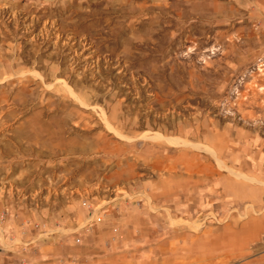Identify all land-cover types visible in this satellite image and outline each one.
<instances>
[{
    "label": "rangeland",
    "instance_id": "obj_1",
    "mask_svg": "<svg viewBox=\"0 0 264 264\" xmlns=\"http://www.w3.org/2000/svg\"><path fill=\"white\" fill-rule=\"evenodd\" d=\"M39 254L264 264V0H0V264Z\"/></svg>",
    "mask_w": 264,
    "mask_h": 264
},
{
    "label": "crops",
    "instance_id": "obj_2",
    "mask_svg": "<svg viewBox=\"0 0 264 264\" xmlns=\"http://www.w3.org/2000/svg\"><path fill=\"white\" fill-rule=\"evenodd\" d=\"M33 260H34L33 264H55V263H53V261L51 259L48 260V261H51V262H47L45 259H43L42 256H40V254L37 255V257H34Z\"/></svg>",
    "mask_w": 264,
    "mask_h": 264
},
{
    "label": "bare ground",
    "instance_id": "obj_3",
    "mask_svg": "<svg viewBox=\"0 0 264 264\" xmlns=\"http://www.w3.org/2000/svg\"><path fill=\"white\" fill-rule=\"evenodd\" d=\"M171 141H173V142H174V141H175V139H173V138H172V140H171ZM182 143H183V142H182Z\"/></svg>",
    "mask_w": 264,
    "mask_h": 264
}]
</instances>
